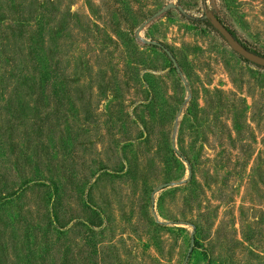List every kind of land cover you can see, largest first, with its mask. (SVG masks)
<instances>
[{"label": "rangeland", "instance_id": "rangeland-1", "mask_svg": "<svg viewBox=\"0 0 264 264\" xmlns=\"http://www.w3.org/2000/svg\"><path fill=\"white\" fill-rule=\"evenodd\" d=\"M207 12L264 55V0H0V264H264V68Z\"/></svg>", "mask_w": 264, "mask_h": 264}, {"label": "water", "instance_id": "water-1", "mask_svg": "<svg viewBox=\"0 0 264 264\" xmlns=\"http://www.w3.org/2000/svg\"><path fill=\"white\" fill-rule=\"evenodd\" d=\"M205 19L208 20L214 29L226 40L229 46L240 55L244 60L264 68V56L257 54L250 49H248L245 45H243L228 29L227 26L223 24V22L218 18V16L214 13L207 12ZM166 184L165 186H168ZM194 249V239L192 240L191 248L189 250V254L187 256V260L190 257L192 251Z\"/></svg>", "mask_w": 264, "mask_h": 264}, {"label": "trees", "instance_id": "trees-1", "mask_svg": "<svg viewBox=\"0 0 264 264\" xmlns=\"http://www.w3.org/2000/svg\"><path fill=\"white\" fill-rule=\"evenodd\" d=\"M206 23H207V25L210 27V28H212V29H214V27L211 25V23L208 21V20H206L205 21ZM229 29V28H228ZM215 30V29H214ZM232 33H233V35L237 38V34L234 32V31H232L231 29H229ZM238 39V38H237ZM239 40V39H238ZM248 48V47H247ZM249 49V48H248ZM252 51V50H251ZM253 52H255V51H253ZM255 53H257V52H255ZM257 54H259V53H257ZM261 55V54H260ZM262 56H264V55H262ZM248 62V61H247ZM261 68V67H260ZM50 219V221H51V223H55V221H56V223H57V218H55L53 215L49 218Z\"/></svg>", "mask_w": 264, "mask_h": 264}]
</instances>
